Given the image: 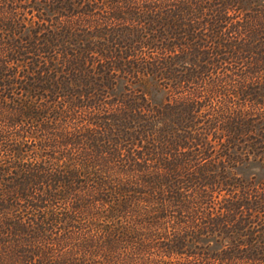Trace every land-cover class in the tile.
Masks as SVG:
<instances>
[{
	"label": "trees",
	"instance_id": "1",
	"mask_svg": "<svg viewBox=\"0 0 264 264\" xmlns=\"http://www.w3.org/2000/svg\"><path fill=\"white\" fill-rule=\"evenodd\" d=\"M263 138L264 0H0V264H264Z\"/></svg>",
	"mask_w": 264,
	"mask_h": 264
},
{
	"label": "rangeland",
	"instance_id": "2",
	"mask_svg": "<svg viewBox=\"0 0 264 264\" xmlns=\"http://www.w3.org/2000/svg\"><path fill=\"white\" fill-rule=\"evenodd\" d=\"M70 3H72V1H70ZM126 87L127 84L125 80L118 79L112 94L117 97L118 95L123 94L125 92ZM147 92L149 93L147 98L151 104L160 105L165 101L167 93L161 87L157 86L156 83L154 84L153 82L149 81ZM236 173L240 174L244 178L253 177L255 181H264V163L249 162L243 164L239 166L238 169H236Z\"/></svg>",
	"mask_w": 264,
	"mask_h": 264
}]
</instances>
